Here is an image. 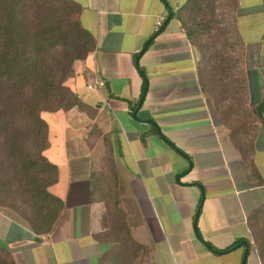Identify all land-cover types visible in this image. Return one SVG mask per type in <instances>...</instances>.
I'll use <instances>...</instances> for the list:
<instances>
[{
	"label": "crops",
	"instance_id": "1",
	"mask_svg": "<svg viewBox=\"0 0 264 264\" xmlns=\"http://www.w3.org/2000/svg\"><path fill=\"white\" fill-rule=\"evenodd\" d=\"M72 1L96 47L66 86L95 111L42 115L59 171L48 190L63 210L36 236L0 207V264H105L116 243L98 177L144 248L137 264H264V0L231 8L222 61L188 37L179 13L190 0ZM95 75L100 91L79 92ZM249 122L254 136L240 138Z\"/></svg>",
	"mask_w": 264,
	"mask_h": 264
},
{
	"label": "trees",
	"instance_id": "2",
	"mask_svg": "<svg viewBox=\"0 0 264 264\" xmlns=\"http://www.w3.org/2000/svg\"><path fill=\"white\" fill-rule=\"evenodd\" d=\"M234 7L237 0H231ZM184 11L188 16L179 17L197 44L202 31L214 29L212 9L205 1L190 0ZM80 13L72 0H0V207L16 213L36 236L49 234L63 210L62 201L48 190L57 183L59 171L45 156L49 129L42 114L95 111L65 84L75 76L74 63L85 61L96 47L79 21ZM209 58L222 61L223 56L216 51ZM145 92L143 87L141 98ZM94 188L103 192V222L112 223L116 243L105 264L137 262L144 248L129 236L114 183L98 177ZM258 237L264 260V232Z\"/></svg>",
	"mask_w": 264,
	"mask_h": 264
},
{
	"label": "rangeland",
	"instance_id": "3",
	"mask_svg": "<svg viewBox=\"0 0 264 264\" xmlns=\"http://www.w3.org/2000/svg\"><path fill=\"white\" fill-rule=\"evenodd\" d=\"M200 1H205L207 4H209L210 8L212 9V13L210 18L214 21V29H208L204 30L200 33L201 36V42L204 45V48L207 52H209V55H213L215 54V52L218 49H215L217 43H219V47L222 48L220 45L223 44L224 46H226L228 43H230L232 41L233 43V38L231 36V23L229 20V16L232 15V9H231V0H200ZM205 26V24H204ZM228 46H230L228 44ZM218 48V47H217ZM91 58V54L89 55ZM88 56V57H89ZM213 58H215L214 56H212ZM210 61H215V60H210ZM66 84V83H65ZM79 92H82L83 94L86 95H90L91 93L93 94H97L96 90H93L91 92V90L88 91L85 82L81 81V83L79 84ZM227 103H223L222 106H227ZM251 110V109H250ZM57 112V111H56ZM47 113V112H46ZM43 113L42 115L46 114ZM54 113V112H52ZM253 118H251L250 120H252ZM249 120V121H250ZM251 124H253V122H249V125L251 126ZM258 124H253L249 129L245 128L244 129V135H241L240 138H244L246 139L249 135L250 136H254L255 131H256V127ZM110 220L108 221V225L112 230V223L110 224ZM109 228L107 231V236L109 234L108 237H112L109 233ZM113 238V237H112ZM131 264H137L136 261L131 262Z\"/></svg>",
	"mask_w": 264,
	"mask_h": 264
},
{
	"label": "built area",
	"instance_id": "4",
	"mask_svg": "<svg viewBox=\"0 0 264 264\" xmlns=\"http://www.w3.org/2000/svg\"><path fill=\"white\" fill-rule=\"evenodd\" d=\"M161 23V19L157 22V24ZM104 86L103 81L98 78L96 75L94 78L91 79V81L86 85L88 90H96L100 91V89Z\"/></svg>",
	"mask_w": 264,
	"mask_h": 264
},
{
	"label": "water",
	"instance_id": "5",
	"mask_svg": "<svg viewBox=\"0 0 264 264\" xmlns=\"http://www.w3.org/2000/svg\"><path fill=\"white\" fill-rule=\"evenodd\" d=\"M198 213H199V209L197 210V213H196V215H195V220L197 219ZM242 244H244V243L242 242V243L238 244V245L235 246L233 249H235L236 247L241 246ZM245 257H246V254H244L243 260L245 259Z\"/></svg>",
	"mask_w": 264,
	"mask_h": 264
}]
</instances>
